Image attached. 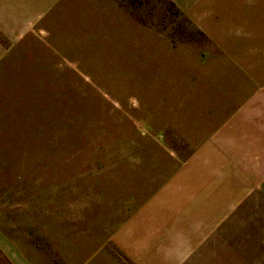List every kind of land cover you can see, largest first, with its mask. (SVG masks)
Here are the masks:
<instances>
[{
  "label": "rangeland",
  "instance_id": "obj_1",
  "mask_svg": "<svg viewBox=\"0 0 264 264\" xmlns=\"http://www.w3.org/2000/svg\"><path fill=\"white\" fill-rule=\"evenodd\" d=\"M238 3L219 5L225 39L169 0H62L23 39L0 33V234L17 253L141 264L147 236L126 229L251 97Z\"/></svg>",
  "mask_w": 264,
  "mask_h": 264
},
{
  "label": "crops",
  "instance_id": "obj_2",
  "mask_svg": "<svg viewBox=\"0 0 264 264\" xmlns=\"http://www.w3.org/2000/svg\"><path fill=\"white\" fill-rule=\"evenodd\" d=\"M61 1L0 0V33L23 39ZM169 1L211 39L230 37L219 30L224 0ZM233 6L251 97L126 229L147 236L141 264H264V0ZM0 264H31L2 233Z\"/></svg>",
  "mask_w": 264,
  "mask_h": 264
},
{
  "label": "trees",
  "instance_id": "obj_3",
  "mask_svg": "<svg viewBox=\"0 0 264 264\" xmlns=\"http://www.w3.org/2000/svg\"><path fill=\"white\" fill-rule=\"evenodd\" d=\"M172 3V2H171ZM173 4V3H172ZM173 6H175L174 4H173ZM176 7V6H175Z\"/></svg>",
  "mask_w": 264,
  "mask_h": 264
}]
</instances>
